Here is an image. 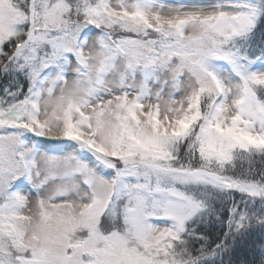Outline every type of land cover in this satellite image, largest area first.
Masks as SVG:
<instances>
[{"label":"snow or ice","instance_id":"1","mask_svg":"<svg viewBox=\"0 0 264 264\" xmlns=\"http://www.w3.org/2000/svg\"><path fill=\"white\" fill-rule=\"evenodd\" d=\"M0 264H264V0H0Z\"/></svg>","mask_w":264,"mask_h":264},{"label":"trees","instance_id":"2","mask_svg":"<svg viewBox=\"0 0 264 264\" xmlns=\"http://www.w3.org/2000/svg\"><path fill=\"white\" fill-rule=\"evenodd\" d=\"M257 39H259V37Z\"/></svg>","mask_w":264,"mask_h":264}]
</instances>
